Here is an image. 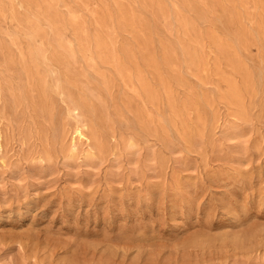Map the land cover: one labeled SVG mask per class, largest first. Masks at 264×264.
I'll list each match as a JSON object with an SVG mask.
<instances>
[{
	"label": "rangeland",
	"instance_id": "rangeland-1",
	"mask_svg": "<svg viewBox=\"0 0 264 264\" xmlns=\"http://www.w3.org/2000/svg\"><path fill=\"white\" fill-rule=\"evenodd\" d=\"M0 264H264V0H0Z\"/></svg>",
	"mask_w": 264,
	"mask_h": 264
},
{
	"label": "bare ground",
	"instance_id": "bare-ground-1",
	"mask_svg": "<svg viewBox=\"0 0 264 264\" xmlns=\"http://www.w3.org/2000/svg\"><path fill=\"white\" fill-rule=\"evenodd\" d=\"M80 133V132H79ZM82 136V135H81Z\"/></svg>",
	"mask_w": 264,
	"mask_h": 264
}]
</instances>
